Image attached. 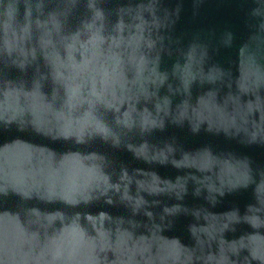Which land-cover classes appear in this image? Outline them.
Listing matches in <instances>:
<instances>
[{
    "label": "water",
    "instance_id": "obj_1",
    "mask_svg": "<svg viewBox=\"0 0 264 264\" xmlns=\"http://www.w3.org/2000/svg\"><path fill=\"white\" fill-rule=\"evenodd\" d=\"M0 264H264V0H0Z\"/></svg>",
    "mask_w": 264,
    "mask_h": 264
}]
</instances>
